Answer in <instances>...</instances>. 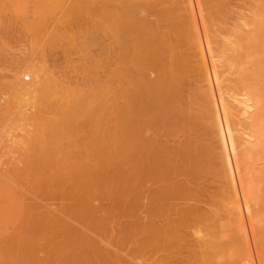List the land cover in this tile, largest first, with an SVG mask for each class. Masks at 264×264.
I'll use <instances>...</instances> for the list:
<instances>
[{
    "label": "rangeland",
    "instance_id": "1",
    "mask_svg": "<svg viewBox=\"0 0 264 264\" xmlns=\"http://www.w3.org/2000/svg\"><path fill=\"white\" fill-rule=\"evenodd\" d=\"M181 1L0 0V264H236L233 247H211L223 243L233 224L224 196L231 182L219 158L208 160L210 147L218 152L219 142L199 112L200 102L193 103L198 111L191 106L199 116L181 153L170 135L161 136L173 127L174 101L165 104L156 136L162 165L156 171H168L166 156L176 150L180 172L200 176L202 214L162 221L156 239L161 222L143 217L138 196V15L163 19L162 10L187 4ZM251 2L191 0L198 26L205 28L199 29L202 42L206 34L213 49L204 45L211 70L220 63V57L210 58L215 44L230 37L227 28L243 22L235 16L249 13ZM211 76L216 108L221 98L241 107L238 95L219 86L227 79L219 84ZM244 212L250 262L258 264ZM197 240L203 247L194 245Z\"/></svg>",
    "mask_w": 264,
    "mask_h": 264
},
{
    "label": "bare ground",
    "instance_id": "2",
    "mask_svg": "<svg viewBox=\"0 0 264 264\" xmlns=\"http://www.w3.org/2000/svg\"><path fill=\"white\" fill-rule=\"evenodd\" d=\"M182 1H186L187 4L185 6L165 7L162 10L164 12L163 19L149 12H141L138 15V131L142 136L139 146L140 158L138 157L141 168L138 196L141 201L142 214L143 217H151V219L161 222L156 227L158 230V233L155 234L156 239L160 237L159 230L163 228L162 221L173 220L175 222L174 219L182 215L186 217L187 215L198 216L202 214V211L200 212L201 206L198 204L200 203L198 198L201 191L199 184L202 182H200V176L194 175L188 178L187 175L180 172L177 165L178 156H180L178 152L185 151L188 148V140L193 139L189 136L192 133L191 127L194 125L193 117L199 115H196L192 110L196 105L193 103L198 101L203 108V112L201 109L199 112L204 113L208 120V129H215L219 142L217 147L219 150L216 149L218 152L214 150L215 147H210L209 157L206 156L205 151L203 154L208 157V160L209 158H219L224 177L227 176L230 179L229 183L231 182V186L229 185L231 188L224 196L228 200L225 204V213L230 217L233 224L223 243L221 241L213 243L211 247L215 248V246L220 245L221 249L226 246L233 247L237 251L236 264H252L253 255L250 249L252 244L249 246L251 242L246 235V227L242 217V210L244 209L251 237L249 238L253 243L258 264H264V225L263 223L261 225V220H264V0H252V5L246 8L249 13L240 12L237 15L236 12L233 13L236 15L235 19H241L243 22H233L232 28L224 29L230 37L226 41L215 44L216 48L212 53L214 56L211 55L210 58L220 57V63H213V70L210 69V66L208 68L204 55V45H207V50L210 48L206 34L204 36L206 44L202 42V34L205 33L202 20L198 26L191 0ZM204 2L205 0H202L201 4ZM251 3H246V5ZM233 17L231 16L232 19ZM201 27L203 29L202 36L199 32ZM211 44L213 45V43ZM226 72L228 76L225 78ZM232 73L234 77L229 76ZM211 75L219 84L224 80L226 82L227 79V85H224L223 82L219 86H225L226 91H232L238 95L239 97L236 99L241 107H237L234 105L235 103L232 104L231 100L227 101L221 98V104H218L219 109L216 108L213 98L215 94H213L210 85ZM34 87L36 88V86ZM170 98L174 101L172 116L170 117L173 120L171 123L173 127L170 133L165 130L161 136L168 140L169 137L167 138V136L170 135V140L175 142V146L178 144V152L175 150L171 156L169 154L166 156L169 169L162 174V171H156V167H160L161 164L156 136L160 137L159 134L162 130V128L159 129L160 131L158 130L162 124H158V118L162 116L166 108L165 104ZM192 104L194 105L193 108H191ZM237 111L247 114L246 119L239 118L240 115ZM191 119L192 122H190ZM197 120L199 121L200 118ZM241 130H243L242 133L245 137L239 134ZM180 136L183 138L182 140ZM199 141H201L200 136ZM171 144L173 145V143ZM180 144L182 145L179 147ZM200 162L203 161L200 160ZM207 163L209 162L207 161ZM163 165L165 164L163 163ZM184 169L186 170V167ZM196 169L198 168L196 167ZM194 172L198 171L195 170ZM235 174L237 187L234 181ZM220 175L223 177V173ZM190 184H194V186L184 188L185 185L190 186ZM224 192L223 194H225ZM173 221L171 222L173 223ZM169 231L171 232V230ZM177 238L181 240V237ZM194 242L195 246L203 247L202 240ZM223 244L225 245L222 247Z\"/></svg>",
    "mask_w": 264,
    "mask_h": 264
},
{
    "label": "built area",
    "instance_id": "3",
    "mask_svg": "<svg viewBox=\"0 0 264 264\" xmlns=\"http://www.w3.org/2000/svg\"><path fill=\"white\" fill-rule=\"evenodd\" d=\"M24 78L27 80V79H29V76H28V75H26Z\"/></svg>",
    "mask_w": 264,
    "mask_h": 264
}]
</instances>
